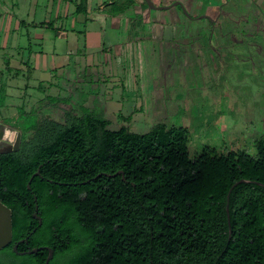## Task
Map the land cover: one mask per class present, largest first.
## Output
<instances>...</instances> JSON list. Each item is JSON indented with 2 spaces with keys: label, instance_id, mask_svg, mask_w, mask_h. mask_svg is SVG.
<instances>
[{
  "label": "trees",
  "instance_id": "obj_1",
  "mask_svg": "<svg viewBox=\"0 0 264 264\" xmlns=\"http://www.w3.org/2000/svg\"><path fill=\"white\" fill-rule=\"evenodd\" d=\"M27 128L0 154V201L12 239L28 236L22 248H53L47 264H264V133L251 153L231 144L190 155L187 129L164 122L137 132L85 114ZM7 250L0 264H43L48 253Z\"/></svg>",
  "mask_w": 264,
  "mask_h": 264
},
{
  "label": "crops",
  "instance_id": "obj_2",
  "mask_svg": "<svg viewBox=\"0 0 264 264\" xmlns=\"http://www.w3.org/2000/svg\"><path fill=\"white\" fill-rule=\"evenodd\" d=\"M143 1L0 0L6 131L30 134V113L32 123L90 114L135 131L193 103L196 86L209 101L222 82L232 97L264 85V0H173L189 2L188 14L172 0Z\"/></svg>",
  "mask_w": 264,
  "mask_h": 264
},
{
  "label": "rangeland",
  "instance_id": "obj_3",
  "mask_svg": "<svg viewBox=\"0 0 264 264\" xmlns=\"http://www.w3.org/2000/svg\"><path fill=\"white\" fill-rule=\"evenodd\" d=\"M153 1L157 2V0ZM236 1L244 5V0ZM188 3L186 1L185 4L187 11ZM199 9L198 7L196 10ZM260 79V84H262L263 81ZM249 80L251 82V79ZM254 82L257 81L253 80L252 85L238 86V97H232V81L231 83L222 82L213 94L208 95L209 101L204 99L205 95L196 86L193 103L187 104L186 102L184 107L175 108L174 111L170 110L167 114L160 113L159 118H163L166 124L183 125L187 128V147L190 155L198 152L204 145L223 150L235 144L246 148L250 153L254 152L253 140L262 133L260 131L263 129L261 118H264V85ZM198 85H201L199 79ZM26 119L32 123L35 115L30 113ZM136 125L137 130L135 131L137 132H145L152 126L141 125L139 122ZM233 132H236V135H232ZM16 135L13 140L9 141L14 142ZM29 135L31 133L25 134L26 137ZM36 138L38 137L34 136L32 140Z\"/></svg>",
  "mask_w": 264,
  "mask_h": 264
},
{
  "label": "water",
  "instance_id": "obj_4",
  "mask_svg": "<svg viewBox=\"0 0 264 264\" xmlns=\"http://www.w3.org/2000/svg\"><path fill=\"white\" fill-rule=\"evenodd\" d=\"M146 1L148 2L149 6L154 7V8H167L170 6V4H168V5H154L151 0H146ZM6 127L10 128L7 124L0 121V154L17 149L18 145H19V141H20V133L19 132H17V135H16L14 142L6 140L7 138L4 137ZM36 174H38V170L33 172V174L30 176V178ZM29 181L27 182L28 188H29ZM240 181H247V180L246 179H240L237 182H240ZM237 182H235L234 184H236ZM258 183L262 184L264 186V183H261V182H258ZM35 198H36V196H34V199ZM36 209H37V205L35 204V208H34V211L32 212V215L38 219V223L40 224L41 217L36 214ZM27 237L28 236H25V237L18 239L17 242H15L12 245L13 251L18 252V253H24V252L32 253V252H35L39 249H46L48 251V253L45 257L43 264H47L49 259H51L52 255H53V248H51L47 245L28 248L24 251H17V249H16L17 243L24 241ZM10 239H11V210L8 206H6L4 203H2L0 201V247L5 245Z\"/></svg>",
  "mask_w": 264,
  "mask_h": 264
},
{
  "label": "flooded vegetation",
  "instance_id": "obj_5",
  "mask_svg": "<svg viewBox=\"0 0 264 264\" xmlns=\"http://www.w3.org/2000/svg\"><path fill=\"white\" fill-rule=\"evenodd\" d=\"M171 3H178L179 5H181V2L180 1H173L172 0V1H170V4ZM181 8H182V10H183V12L185 14H188V11H187V9L185 7H183L181 5ZM15 242H17V240H13L12 239V236H11V239L5 245H3V246L0 247V261L1 262H6L8 260V250L7 249L10 248L13 251L12 245ZM24 242H27V238L24 241L17 243V247H16L17 251H24V250L28 249V248H22V243L24 244ZM37 246H43V244L40 243V244H37L36 246H33V247H37ZM39 250H45V249H39ZM39 250H37V251H39ZM37 251H35V252H37ZM13 252L15 254H18V255H23V254L27 253V252L18 253V252H15V251H13Z\"/></svg>",
  "mask_w": 264,
  "mask_h": 264
},
{
  "label": "bare ground",
  "instance_id": "obj_6",
  "mask_svg": "<svg viewBox=\"0 0 264 264\" xmlns=\"http://www.w3.org/2000/svg\"><path fill=\"white\" fill-rule=\"evenodd\" d=\"M7 130V127L5 128V131ZM7 133H4V137L7 138L8 140H12L14 138L13 132L12 131H6Z\"/></svg>",
  "mask_w": 264,
  "mask_h": 264
}]
</instances>
